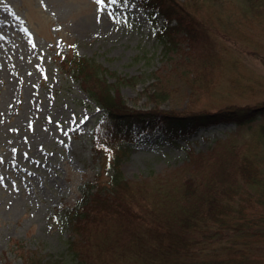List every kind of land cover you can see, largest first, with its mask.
Listing matches in <instances>:
<instances>
[{
    "label": "rangeland",
    "instance_id": "rangeland-1",
    "mask_svg": "<svg viewBox=\"0 0 264 264\" xmlns=\"http://www.w3.org/2000/svg\"><path fill=\"white\" fill-rule=\"evenodd\" d=\"M178 1L195 16L196 35L180 30L168 43L157 33L165 17L153 19L141 0H0V264H63L70 258L69 211L83 185L111 178L109 156L93 143L102 106L61 65L73 51L101 65L109 82L121 79L118 92L136 109L191 113L264 104V11L256 10L264 2L250 11L245 0ZM180 15L188 16L186 8ZM155 89L167 97L151 99ZM140 127L120 163L127 184L115 199L123 198L84 232L99 264H136L141 243L174 240L166 218L177 187L197 171L190 154L254 129L221 122L172 140L162 123L139 134Z\"/></svg>",
    "mask_w": 264,
    "mask_h": 264
},
{
    "label": "trees",
    "instance_id": "trees-1",
    "mask_svg": "<svg viewBox=\"0 0 264 264\" xmlns=\"http://www.w3.org/2000/svg\"><path fill=\"white\" fill-rule=\"evenodd\" d=\"M141 1L150 9L153 19L157 14L165 17L157 32L161 41L173 42L180 30H186L189 38L196 35L195 16L180 1ZM245 1L250 11L264 2ZM184 8L186 17L180 15ZM256 10L263 12L264 7L258 6ZM61 65L75 73L83 89L102 106L92 133L93 143L97 152L109 156L111 177L107 185L98 183V186L91 181L83 185L81 201L69 211L70 258L63 264H99V256L88 254L85 248L89 240L84 232L89 221L92 222L103 208L115 206L123 198L118 195L115 199L117 189L127 184L123 182L120 163L138 143L135 124L141 125L140 134L162 123L168 138L178 140L191 136L201 127L221 122H235L238 127L247 125L254 129L247 136H236L206 152L190 154L189 159L197 171L185 176L177 187L176 203L168 209L166 218L174 240L165 246L158 243L146 247L141 243L138 249L135 247V255L142 258L141 262L137 259L136 264H264V121L257 127L252 126L264 116V104L191 113L136 109L118 92L117 84L121 79L109 82L107 71L92 58L73 51ZM165 95L157 89L149 93L151 99L166 98ZM122 208L127 211L128 206L116 211ZM40 260V264H62L50 259Z\"/></svg>",
    "mask_w": 264,
    "mask_h": 264
},
{
    "label": "snow or ice",
    "instance_id": "snow-or-ice-1",
    "mask_svg": "<svg viewBox=\"0 0 264 264\" xmlns=\"http://www.w3.org/2000/svg\"><path fill=\"white\" fill-rule=\"evenodd\" d=\"M118 2V0H109V5L108 6H110L111 4H115V3H117ZM96 3L98 4V5H104L105 4V0H96ZM101 11L103 10V9H100ZM109 15L111 16L112 14L111 13H109ZM33 47H35V45L33 44ZM69 47H75L74 45H70ZM84 119H87V117H85ZM81 123H83V121H81ZM2 177H0V182H2Z\"/></svg>",
    "mask_w": 264,
    "mask_h": 264
}]
</instances>
